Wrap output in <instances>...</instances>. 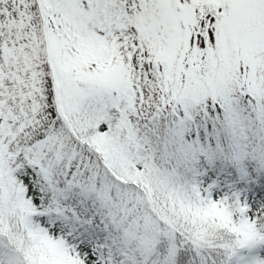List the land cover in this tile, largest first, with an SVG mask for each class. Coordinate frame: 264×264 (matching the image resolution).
I'll return each mask as SVG.
<instances>
[{"label":"snow or ice","instance_id":"1","mask_svg":"<svg viewBox=\"0 0 264 264\" xmlns=\"http://www.w3.org/2000/svg\"><path fill=\"white\" fill-rule=\"evenodd\" d=\"M0 264H264V0H0Z\"/></svg>","mask_w":264,"mask_h":264}]
</instances>
